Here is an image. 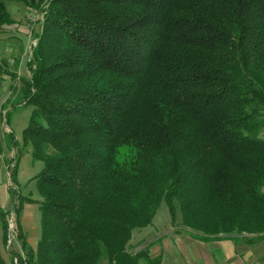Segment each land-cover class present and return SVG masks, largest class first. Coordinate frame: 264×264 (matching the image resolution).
<instances>
[{"label":"trees","instance_id":"trees-1","mask_svg":"<svg viewBox=\"0 0 264 264\" xmlns=\"http://www.w3.org/2000/svg\"><path fill=\"white\" fill-rule=\"evenodd\" d=\"M18 4L42 18L4 143L43 164L18 264H155L128 248L164 204L199 240L264 238V0H0V31Z\"/></svg>","mask_w":264,"mask_h":264},{"label":"rangeland","instance_id":"rangeland-1","mask_svg":"<svg viewBox=\"0 0 264 264\" xmlns=\"http://www.w3.org/2000/svg\"><path fill=\"white\" fill-rule=\"evenodd\" d=\"M11 11L16 22L13 26L0 31V61L7 66L9 71L16 73L18 78L11 81L10 76L6 75L0 85V205L6 211L13 210L7 220L9 222L11 218H14L16 230L11 247L8 248L3 241L0 217V264H16L13 257H24L25 250L22 243L24 240L33 249L37 248L41 236L42 219L40 205L36 202L39 200V193L35 185L36 181L32 180L40 173L43 164L34 161L31 150L24 149L21 145L24 130L29 123L31 110L24 107H20L19 110H12L7 106V103L15 95L13 93L20 91L23 86L20 77L30 75L27 62L31 57L33 47L37 44L34 33L41 27L42 16L34 10H28L23 4L15 5V7L11 6ZM5 106H7V109H5ZM7 110L10 112L11 117L10 126L7 125L4 118ZM11 130L16 140L21 142L13 150L6 147L4 143V136ZM17 156L20 157L17 190L19 189V193L23 195L20 201L12 197L10 193V189L14 187L10 176L14 165H11L10 161ZM19 224L21 230H19ZM183 229L180 215H178L176 223L173 224L169 210L164 204L158 211L151 227L134 233L128 249L131 253L145 251L146 249L150 252V247L156 242L158 243L161 238H166L167 235L183 234ZM141 264H145V262L142 261Z\"/></svg>","mask_w":264,"mask_h":264},{"label":"crops","instance_id":"crops-1","mask_svg":"<svg viewBox=\"0 0 264 264\" xmlns=\"http://www.w3.org/2000/svg\"><path fill=\"white\" fill-rule=\"evenodd\" d=\"M248 237L202 241L186 234L167 235L150 247L148 257L155 264H264V238Z\"/></svg>","mask_w":264,"mask_h":264},{"label":"built area","instance_id":"built-area-1","mask_svg":"<svg viewBox=\"0 0 264 264\" xmlns=\"http://www.w3.org/2000/svg\"><path fill=\"white\" fill-rule=\"evenodd\" d=\"M14 223H15L14 218H11V220L8 222V224H9V233H8V240H7L8 248H9V246L11 247L12 241L14 240V233L16 230ZM17 262H18V258H15V263L17 264Z\"/></svg>","mask_w":264,"mask_h":264}]
</instances>
